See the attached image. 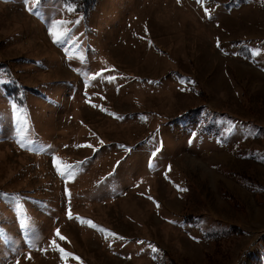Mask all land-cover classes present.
Wrapping results in <instances>:
<instances>
[{
	"label": "rangeland",
	"instance_id": "obj_1",
	"mask_svg": "<svg viewBox=\"0 0 264 264\" xmlns=\"http://www.w3.org/2000/svg\"><path fill=\"white\" fill-rule=\"evenodd\" d=\"M263 236L264 0H0V264H245Z\"/></svg>",
	"mask_w": 264,
	"mask_h": 264
},
{
	"label": "trees",
	"instance_id": "obj_2",
	"mask_svg": "<svg viewBox=\"0 0 264 264\" xmlns=\"http://www.w3.org/2000/svg\"><path fill=\"white\" fill-rule=\"evenodd\" d=\"M45 1V0H40ZM63 4L74 7L76 11L79 13L84 14L87 16L90 11L99 4L100 0H59ZM6 89L7 94L11 95V97H17L18 93H21V91L24 89L23 87L19 86V84H7L4 86ZM234 228H224L222 230H215L212 232V230L208 231L206 233V236L210 239H220L221 237L228 236L231 237L232 234L235 233ZM263 246L260 250L249 253V261L245 264H264V236L262 238ZM253 261V262H252Z\"/></svg>",
	"mask_w": 264,
	"mask_h": 264
},
{
	"label": "snow or ice",
	"instance_id": "obj_3",
	"mask_svg": "<svg viewBox=\"0 0 264 264\" xmlns=\"http://www.w3.org/2000/svg\"><path fill=\"white\" fill-rule=\"evenodd\" d=\"M39 2H40V0H35V3H36L37 5L39 4ZM29 11H33V9H32V8H29ZM34 14H36V13L34 12ZM52 35H53L54 40H55L56 42H59V41L62 39V36H61V35H58V34L55 33V32H53ZM64 35H66V33H64ZM89 147H91V146L89 145ZM61 174L63 175V173H61ZM69 218H70V219L72 218V217H71V212H69ZM89 223H91V222H89ZM91 226H92L93 228L95 227L94 224H92ZM55 235H56L57 237H59V239H61V240H64V239H65V237H63V236L60 234L59 229L55 230ZM112 235H114V234H112ZM51 244H52L53 247H57V245H56V240H55V239H53V240L51 241ZM153 250L155 251V249H153ZM59 251L64 252V249H63V248H60ZM69 255H71V254H69ZM77 259H79V258L77 257Z\"/></svg>",
	"mask_w": 264,
	"mask_h": 264
},
{
	"label": "bare ground",
	"instance_id": "obj_4",
	"mask_svg": "<svg viewBox=\"0 0 264 264\" xmlns=\"http://www.w3.org/2000/svg\"><path fill=\"white\" fill-rule=\"evenodd\" d=\"M93 118V117H92Z\"/></svg>",
	"mask_w": 264,
	"mask_h": 264
}]
</instances>
